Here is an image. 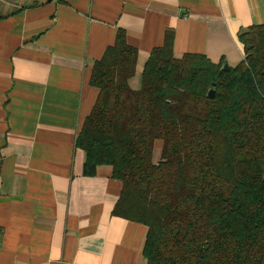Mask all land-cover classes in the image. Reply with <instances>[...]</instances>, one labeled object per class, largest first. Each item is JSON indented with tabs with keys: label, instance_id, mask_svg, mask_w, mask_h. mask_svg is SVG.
Masks as SVG:
<instances>
[{
	"label": "crops",
	"instance_id": "0c3cea01",
	"mask_svg": "<svg viewBox=\"0 0 264 264\" xmlns=\"http://www.w3.org/2000/svg\"><path fill=\"white\" fill-rule=\"evenodd\" d=\"M263 23L264 0H0V264H145L146 227L112 215L121 184L84 177L74 147L92 66L122 30L129 84L166 34L177 58L235 67L239 34Z\"/></svg>",
	"mask_w": 264,
	"mask_h": 264
},
{
	"label": "trees",
	"instance_id": "16d2710c",
	"mask_svg": "<svg viewBox=\"0 0 264 264\" xmlns=\"http://www.w3.org/2000/svg\"><path fill=\"white\" fill-rule=\"evenodd\" d=\"M238 38L242 60L225 71L175 57L166 34L138 90L122 30L92 66L98 95L74 147L84 177L109 168L121 184L112 215L146 227L145 264H264V23Z\"/></svg>",
	"mask_w": 264,
	"mask_h": 264
},
{
	"label": "rangeland",
	"instance_id": "374dc122",
	"mask_svg": "<svg viewBox=\"0 0 264 264\" xmlns=\"http://www.w3.org/2000/svg\"><path fill=\"white\" fill-rule=\"evenodd\" d=\"M140 73H141V70H139L138 72H137V80H136V82L135 83H130V87H131V89H133V90H138L139 89V87H140V82H139V79H140ZM134 82V81H133ZM159 150L158 149H155L154 150V161L155 160H157L159 157Z\"/></svg>",
	"mask_w": 264,
	"mask_h": 264
},
{
	"label": "water",
	"instance_id": "95a60500",
	"mask_svg": "<svg viewBox=\"0 0 264 264\" xmlns=\"http://www.w3.org/2000/svg\"><path fill=\"white\" fill-rule=\"evenodd\" d=\"M223 68H224L225 71H228L229 66H228L227 64H225ZM208 96H209L210 99H212L213 96H214V91L211 90V91L209 92Z\"/></svg>",
	"mask_w": 264,
	"mask_h": 264
}]
</instances>
